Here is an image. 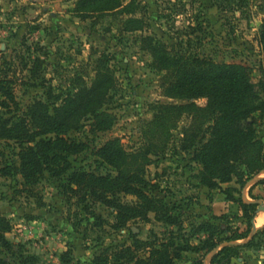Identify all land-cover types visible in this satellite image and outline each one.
Here are the masks:
<instances>
[{
  "label": "rangeland",
  "instance_id": "1",
  "mask_svg": "<svg viewBox=\"0 0 264 264\" xmlns=\"http://www.w3.org/2000/svg\"><path fill=\"white\" fill-rule=\"evenodd\" d=\"M147 26L127 31L112 15L81 19L74 12L76 0H0V74L10 81L16 104L0 106V117L21 114L35 100L53 101L68 89L90 84L95 69L112 73L113 87L102 110L115 116L113 127L92 132L88 121L72 133L87 144L72 156L74 166L95 169L94 151L105 140L117 137L128 152L148 151L151 163L146 178L151 191L171 208L175 222L155 218L132 219L115 227L111 208L89 198L73 197L65 181L45 172L35 185L23 183L19 174L0 176V217L10 229L4 236L22 253L0 252L8 264H96L129 246L135 255H148V245L168 243L170 253L181 247L173 264H212L220 246L242 245L255 235L252 246L238 248V257L221 264H264V169L242 186L235 179L208 188L200 183L201 165L192 159L189 141L191 119L156 115L162 104L185 100L164 95L163 72L152 66L151 56L140 46L142 35H154L172 51L210 57L251 68L255 79L262 76L259 26L264 19V0H138ZM198 105L205 100L196 99ZM257 138L263 145L264 119L254 114ZM187 129L188 133H185ZM198 139V138H197ZM19 148L13 140L0 139V159L17 163ZM101 172L110 170L103 165ZM231 193L234 200H228ZM120 202L133 204L132 195L117 194ZM256 204L252 229L245 239L247 219L238 201ZM143 243V244H142ZM145 243V244H144ZM210 244L219 246L209 249ZM262 246V247H263Z\"/></svg>",
  "mask_w": 264,
  "mask_h": 264
},
{
  "label": "trees",
  "instance_id": "2",
  "mask_svg": "<svg viewBox=\"0 0 264 264\" xmlns=\"http://www.w3.org/2000/svg\"><path fill=\"white\" fill-rule=\"evenodd\" d=\"M73 12L81 19L110 14L119 19L127 31H141L147 26L145 12L138 0H76ZM258 43L264 71V19L259 26ZM140 46L151 56L152 66L164 74L161 83L164 95L185 100L182 104L159 105L156 115L191 119L194 130L182 148H194L192 159L201 165L200 183L216 188L219 183L235 179L242 186L263 170V145L257 138L253 116L257 113L264 119V74L255 79L251 68L240 63L217 62L206 56L172 51L154 35H142ZM9 82L0 74V106L3 108L16 104ZM112 87V73L102 66L95 69L90 84L68 89L64 95H56L53 101L35 99L21 114L14 112L0 117V139L13 140L19 148L17 163H3L0 159V176L19 174L25 185L32 186L47 172L55 179L64 180V186L73 197H81L83 201L87 197L111 208L117 228L132 219L148 220L149 212H153L159 221L173 223L176 219L171 214L173 208L151 193L156 185L146 178V166L151 163L147 150L128 152L120 139L113 137L96 147L94 155L98 165L95 169L77 167L71 162L72 156L87 147L71 135L80 130L83 121H88L92 132H105L113 127L115 116L102 110ZM199 98L205 100L204 105L195 102ZM187 133L185 129L184 134ZM103 165L115 173L101 172L99 169ZM259 183L264 184V179ZM119 193L134 196V203L120 202ZM226 198L234 200L229 192ZM238 203L247 219L248 229L237 239H245L252 229L256 204L241 200ZM9 229L7 219L0 217V252L17 254L26 263L22 253L14 251V247L20 245L5 238ZM260 232H264V228ZM255 235L242 245L220 246L211 263H226L231 257H238V248L252 246ZM172 245L161 242L157 247L150 244L145 257L135 255L126 246L114 251L113 260L114 263L126 260L123 264H173L181 247L174 246L170 253ZM217 246L210 244L209 249ZM95 261L106 264L108 258L96 257ZM0 264L8 263L0 256Z\"/></svg>",
  "mask_w": 264,
  "mask_h": 264
},
{
  "label": "water",
  "instance_id": "3",
  "mask_svg": "<svg viewBox=\"0 0 264 264\" xmlns=\"http://www.w3.org/2000/svg\"><path fill=\"white\" fill-rule=\"evenodd\" d=\"M258 210H262V211H264V205L259 206V207H258Z\"/></svg>",
  "mask_w": 264,
  "mask_h": 264
},
{
  "label": "crops",
  "instance_id": "4",
  "mask_svg": "<svg viewBox=\"0 0 264 264\" xmlns=\"http://www.w3.org/2000/svg\"><path fill=\"white\" fill-rule=\"evenodd\" d=\"M262 249H264V246H263V247H261V250H262Z\"/></svg>",
  "mask_w": 264,
  "mask_h": 264
}]
</instances>
